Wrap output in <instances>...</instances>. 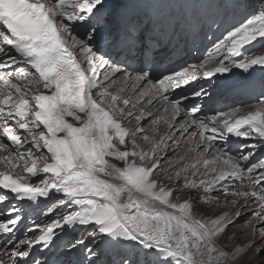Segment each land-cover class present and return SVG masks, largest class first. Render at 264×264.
<instances>
[{"label": "snow or ice", "instance_id": "obj_1", "mask_svg": "<svg viewBox=\"0 0 264 264\" xmlns=\"http://www.w3.org/2000/svg\"><path fill=\"white\" fill-rule=\"evenodd\" d=\"M139 7L0 0V264H103L105 250L111 264L264 255V76L251 86L264 73V0H213L221 25L235 22L179 70L155 55L169 22H145ZM235 70L257 103L201 115L205 85Z\"/></svg>", "mask_w": 264, "mask_h": 264}, {"label": "rangeland", "instance_id": "obj_2", "mask_svg": "<svg viewBox=\"0 0 264 264\" xmlns=\"http://www.w3.org/2000/svg\"><path fill=\"white\" fill-rule=\"evenodd\" d=\"M204 2H205V8H208V7H210V5H211V3L213 2V0H204ZM252 2L254 3V5L255 6H258L259 5V0H252ZM212 15L214 16L215 14H214V12L212 13ZM215 20H212L213 22V24H212V28L214 29V30H216V31H224V28L225 27H227L229 24H231V23H233V22H235V20H234V18L233 17H231V16H229V17H227L226 18V20H225V23L223 24V25H221V21H220V18H214ZM235 19H238V18H235ZM258 54H262L261 52H258ZM188 192H185V193H183V195L184 196H186V194H187ZM207 206L206 205H204L202 208H201V210H207L208 211V208H206ZM240 229H243L245 226L243 225V223H241L239 226H238ZM237 227V228H238ZM237 228H235V229H231L230 228V230H236ZM239 237V244H242V242H241V240H243L244 238H245V240H248V239H250L251 238V230H250V226H249V229H248V231L246 232V234L245 235H239L238 236ZM257 259H259L260 260V264H264V255H261V256H257L256 257Z\"/></svg>", "mask_w": 264, "mask_h": 264}, {"label": "bare ground", "instance_id": "obj_3", "mask_svg": "<svg viewBox=\"0 0 264 264\" xmlns=\"http://www.w3.org/2000/svg\"><path fill=\"white\" fill-rule=\"evenodd\" d=\"M200 3H202V1L201 0H198V8L199 9H202L203 8V4H202V6H200ZM147 5V4H149V5H153V4H156L157 6H159V7H161L160 9H162V6L165 4V1L164 0H140V5ZM185 4H187V3H185ZM180 20H183V21H185L186 20V17H180ZM253 84L251 85L254 89H257V83H259L258 81H255V79L253 80V81H251ZM253 106V105H252ZM242 109H245V110H247L248 108H242ZM121 147H123V146H121ZM145 147V149H147L149 146L148 145H145L144 146ZM118 163V165L119 164H121L122 162H117ZM189 195V193H187L186 194V196L185 197H187ZM207 206V205H206ZM206 208H208V207H206ZM202 212H208L207 210H201ZM216 211L218 212V211H221V209H216ZM208 214H211V213H208ZM241 229L238 227L235 231L234 230H230L229 229V231L230 232H239ZM249 240V239H248ZM245 241H247V240H245V238L243 239V240H241V242L242 243H244ZM236 243H238L239 242V237L237 236L236 237V241H235ZM239 244V243H238ZM264 260V259H263ZM251 264H260V260L259 259H257L256 257L251 261Z\"/></svg>", "mask_w": 264, "mask_h": 264}]
</instances>
